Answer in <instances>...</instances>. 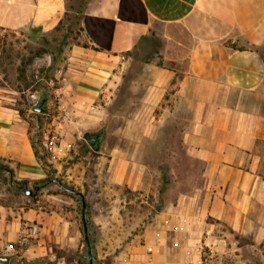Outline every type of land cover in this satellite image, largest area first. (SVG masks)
<instances>
[{
    "label": "crops",
    "instance_id": "1",
    "mask_svg": "<svg viewBox=\"0 0 264 264\" xmlns=\"http://www.w3.org/2000/svg\"><path fill=\"white\" fill-rule=\"evenodd\" d=\"M65 11L66 0H0V27L47 33ZM154 25L164 26L185 62L180 78L166 69L162 74L174 76L172 113L190 161V184L172 196L159 194L162 201L155 212L147 210L142 229L121 251L99 255L97 264H202L208 217L241 231L260 216L264 229V0H87L80 29L94 61L69 66L78 87L95 91L79 88L83 100L105 96L118 64H125L122 55ZM21 106L20 94L0 75V159L17 180H39L46 173L34 156ZM9 209L0 205V245L20 230L19 212L6 222ZM23 216L46 219L42 212ZM68 229L66 223L45 228L52 246L78 245V231L70 235ZM105 230L111 244L113 226Z\"/></svg>",
    "mask_w": 264,
    "mask_h": 264
},
{
    "label": "rangeland",
    "instance_id": "2",
    "mask_svg": "<svg viewBox=\"0 0 264 264\" xmlns=\"http://www.w3.org/2000/svg\"><path fill=\"white\" fill-rule=\"evenodd\" d=\"M86 1L66 0L62 21L47 33L29 26L17 30L0 27V75L20 94V116L34 156L46 173L42 182L17 180L1 167L8 165L0 159V205L10 208L6 222L11 224L13 216L20 213L18 236L0 245V256L9 257V264H88L81 201L60 185L46 183L47 179H58L84 195L93 264L101 260L99 255L121 251L131 241L146 223L147 210L155 212L156 204L162 201L159 194L164 191L163 196H172L190 184V161L180 149L170 94L175 83L172 77L183 75L182 52L163 25H154L122 55L125 64L120 61L118 70L114 69L117 76L105 96L97 94L87 103L79 88L94 89L82 83L78 87L69 69L74 63L94 61L85 53L90 46L80 29ZM163 69L174 76L167 78ZM167 91L169 95L163 98ZM159 93L163 95L160 99ZM43 94L48 98L47 110L34 112L32 107ZM69 108L73 111L70 125L62 117ZM93 113L101 116L92 117ZM100 128L104 137L101 150L96 152L83 132ZM53 147L59 150L56 159L51 158ZM35 185L40 189L27 195L26 188ZM26 211L42 212L46 219L24 217ZM262 221L259 216L258 222H249L250 227L237 231L229 223L208 217V239L199 247L202 264H264V229L258 227L263 226ZM57 223H66L70 235L72 230L78 231L76 247L63 250L52 246L45 228ZM110 224L115 234L111 244L105 230ZM31 225H37L34 237L28 234ZM9 244L12 250L6 249ZM0 264H4L2 260Z\"/></svg>",
    "mask_w": 264,
    "mask_h": 264
},
{
    "label": "water",
    "instance_id": "3",
    "mask_svg": "<svg viewBox=\"0 0 264 264\" xmlns=\"http://www.w3.org/2000/svg\"><path fill=\"white\" fill-rule=\"evenodd\" d=\"M47 95L43 94L42 98L38 100L35 105L32 107V110L37 113H45L47 110ZM103 137H104V129L100 128L96 131H85L83 132V138L86 140L88 145L93 151L99 152L102 148L103 143ZM54 182L60 186H62V182L58 179H50L46 183ZM40 185H35L33 189L26 188L25 192L27 195H31L34 191H37L40 189ZM74 194H77L80 196L81 199V209H80V218H81V224H82V231H83V238L85 243V249H86V258L88 261V264H93V253H92V247L88 235V228H87V220H86V203H85V197L82 194L81 191L77 189H68ZM8 257L6 256H0V260L2 261H8Z\"/></svg>",
    "mask_w": 264,
    "mask_h": 264
},
{
    "label": "built area",
    "instance_id": "4",
    "mask_svg": "<svg viewBox=\"0 0 264 264\" xmlns=\"http://www.w3.org/2000/svg\"><path fill=\"white\" fill-rule=\"evenodd\" d=\"M62 117H63V119H64V121H65L66 123H68V124H72V123H73V118H72L71 114H70L67 110H65V111L62 113ZM52 151H53V153H52V155H51V158H52V159H56V157H57V153L59 152V150H57L56 147H53V148H52ZM28 234H29V236H32V237L36 236V235H37V225H31V226L28 228ZM6 249H7V250H12V245L9 244V245L6 247Z\"/></svg>",
    "mask_w": 264,
    "mask_h": 264
},
{
    "label": "trees",
    "instance_id": "5",
    "mask_svg": "<svg viewBox=\"0 0 264 264\" xmlns=\"http://www.w3.org/2000/svg\"><path fill=\"white\" fill-rule=\"evenodd\" d=\"M172 83H173V81H172ZM173 90H174V88L171 89L170 94H172ZM168 95H169V91L166 92V94L164 95V98H166ZM156 116H157V114H156ZM35 153L37 154V151H36V150H35ZM1 167L4 168V169H8V168H6V167H4V166H1ZM42 181H44V179H41L40 182H42ZM47 181H48V179H47ZM25 182H26V181L23 180L21 183L24 184ZM61 187H63L64 190H65L66 192H69L68 189H73V187H71V186H67L65 183H62V186H61ZM67 188H68V189H67ZM69 193H70L73 197H75V198H79V199H80V196H79V195L74 194V193H72L71 191H70ZM80 201H81V199H80ZM92 253H93V251H92ZM85 257H86V255H85ZM93 260H95V256H94V255H93Z\"/></svg>",
    "mask_w": 264,
    "mask_h": 264
}]
</instances>
